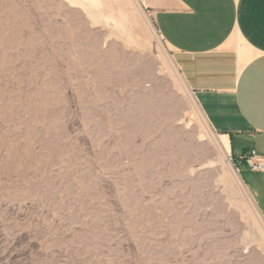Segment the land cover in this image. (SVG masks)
<instances>
[{"label": "rangeland", "instance_id": "374dc122", "mask_svg": "<svg viewBox=\"0 0 264 264\" xmlns=\"http://www.w3.org/2000/svg\"><path fill=\"white\" fill-rule=\"evenodd\" d=\"M155 11L0 0V264H264V143L225 154Z\"/></svg>", "mask_w": 264, "mask_h": 264}, {"label": "crops", "instance_id": "0c3cea01", "mask_svg": "<svg viewBox=\"0 0 264 264\" xmlns=\"http://www.w3.org/2000/svg\"><path fill=\"white\" fill-rule=\"evenodd\" d=\"M154 7L185 84L231 152L235 136L264 143V0H154Z\"/></svg>", "mask_w": 264, "mask_h": 264}, {"label": "built area", "instance_id": "2783aa9c", "mask_svg": "<svg viewBox=\"0 0 264 264\" xmlns=\"http://www.w3.org/2000/svg\"><path fill=\"white\" fill-rule=\"evenodd\" d=\"M239 159L240 162H244L251 171L264 172V159H260L255 150L242 153Z\"/></svg>", "mask_w": 264, "mask_h": 264}, {"label": "bare ground", "instance_id": "6f19581e", "mask_svg": "<svg viewBox=\"0 0 264 264\" xmlns=\"http://www.w3.org/2000/svg\"><path fill=\"white\" fill-rule=\"evenodd\" d=\"M219 142L221 144V147L226 155H229L231 153V145L228 141V138L226 136H221L219 138Z\"/></svg>", "mask_w": 264, "mask_h": 264}]
</instances>
